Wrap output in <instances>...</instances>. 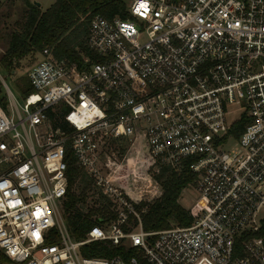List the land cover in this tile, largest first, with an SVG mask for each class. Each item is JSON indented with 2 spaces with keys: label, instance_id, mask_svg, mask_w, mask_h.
Instances as JSON below:
<instances>
[{
  "label": "built area",
  "instance_id": "1",
  "mask_svg": "<svg viewBox=\"0 0 264 264\" xmlns=\"http://www.w3.org/2000/svg\"><path fill=\"white\" fill-rule=\"evenodd\" d=\"M128 11L94 15L77 59L43 47L22 101L0 73V250L8 264H264V0H131ZM58 117L72 130L56 129ZM119 140L138 149L143 177L190 159L201 204L190 225L144 230L127 194L97 176L121 157ZM69 142L118 211L81 240L62 214ZM149 158L159 163L150 172ZM129 213L136 226L125 231ZM92 241L133 251L86 256Z\"/></svg>",
  "mask_w": 264,
  "mask_h": 264
},
{
  "label": "trees",
  "instance_id": "2",
  "mask_svg": "<svg viewBox=\"0 0 264 264\" xmlns=\"http://www.w3.org/2000/svg\"><path fill=\"white\" fill-rule=\"evenodd\" d=\"M14 2L15 0H11ZM23 9L11 24L4 25V32H0V71L6 75L15 74L22 67V60L30 58L34 62L43 47H50L56 57H70L77 59L78 51L86 49V38L90 19L100 14L106 18L129 17L128 4L125 0H53L46 8L37 5L34 0H20ZM1 5V1H0ZM6 13L4 17H9ZM6 23L5 21L3 22ZM10 25V26H9ZM29 64V65H30ZM23 87L20 90L28 93L32 90L26 83V76L17 78ZM5 97L0 88V104L4 105ZM247 119L244 115L238 118L229 129V135L237 137L243 130ZM54 127L58 130L72 129L62 117L54 120ZM120 155L128 149L126 140H119ZM127 147V148H126ZM67 192L62 204V214L67 229L75 240H81L86 232L100 219L114 218L117 210L111 208V202L101 191L96 192L94 179L80 167L72 157L70 142L67 143ZM190 159H185L179 170L148 159L147 168L152 170L155 164L159 171L151 175L161 188V193L153 200L133 202L144 230H160L173 225L187 226L199 214L201 204L194 203L185 207L179 200L181 192L192 188L196 175L189 168ZM97 194L95 203L85 207L89 194ZM126 195V194H125ZM130 200L129 196H126ZM93 216V218H91ZM129 224H123L127 231L136 226V217L128 214ZM52 233L56 236L54 229ZM112 247L99 241H92L82 247L86 256L111 257L116 254L128 256L133 249L128 246ZM8 257L0 250V264H8Z\"/></svg>",
  "mask_w": 264,
  "mask_h": 264
},
{
  "label": "rangeland",
  "instance_id": "3",
  "mask_svg": "<svg viewBox=\"0 0 264 264\" xmlns=\"http://www.w3.org/2000/svg\"><path fill=\"white\" fill-rule=\"evenodd\" d=\"M0 32H4L6 29H4V25L11 24V22L17 18L23 9V3L20 0H15L12 2L11 0H0ZM39 1L40 6L44 9L50 3L53 2V0H34ZM128 4L131 0H125ZM6 13H9V17H4ZM6 22L5 24L3 22ZM10 26V25H9ZM1 41V38H0ZM31 62L30 58H25L22 60L21 64L22 67L17 69L15 74L6 75L3 71H0L1 75L5 78L6 83L12 90L14 96L17 100L22 101V94L20 90L21 81H18L17 78L21 76H26V68L29 66ZM240 108L234 107L232 111L228 114V118L230 120H234L239 115ZM118 145V143H116ZM119 146V145H118ZM237 147V139L236 138H229L225 144L226 150H232ZM114 148L116 151H120L119 147L115 145ZM127 148V147H126ZM131 152H124L119 157V160L115 163H111L110 168L105 166L103 163H100L98 165L99 167V173L97 176L103 177V182L106 184H110L113 186L118 187L119 189L124 191V186L129 189L131 192V198L130 201L132 203L134 202V199L136 201L140 200H153L156 197H158L161 193V188L159 185L155 182V180L149 179V177H143L141 174V167L139 165V162L135 160V154L137 153V148L135 146L131 147ZM134 150V151H133ZM120 153V152H119ZM84 171L90 175L94 179V183L96 185V192L101 191L103 194V190L106 189V185L103 183L98 184L97 179L89 174L85 169ZM150 172V171H149ZM107 179L108 181H104ZM123 186V187H122ZM109 192V191H108ZM106 195V194H104ZM97 194L90 193L87 200L85 207H89L90 205H93L95 203ZM107 197V196H106ZM133 197V199H132ZM197 199V195L195 194L193 188H187L186 190L181 192V195L179 197L180 202L185 206L189 207L191 206ZM129 200V199H128ZM259 217H264V208L261 209L259 213ZM93 218V216L91 217Z\"/></svg>",
  "mask_w": 264,
  "mask_h": 264
},
{
  "label": "crops",
  "instance_id": "4",
  "mask_svg": "<svg viewBox=\"0 0 264 264\" xmlns=\"http://www.w3.org/2000/svg\"><path fill=\"white\" fill-rule=\"evenodd\" d=\"M149 179H152V178L149 177ZM152 180H153V179H152ZM124 192H125V194H127L128 196H131V192L129 191L128 188L124 187ZM132 198H133V197H132Z\"/></svg>",
  "mask_w": 264,
  "mask_h": 264
},
{
  "label": "water",
  "instance_id": "5",
  "mask_svg": "<svg viewBox=\"0 0 264 264\" xmlns=\"http://www.w3.org/2000/svg\"><path fill=\"white\" fill-rule=\"evenodd\" d=\"M35 3H36L37 5H40V2H39V1H35Z\"/></svg>",
  "mask_w": 264,
  "mask_h": 264
},
{
  "label": "snow or ice",
  "instance_id": "6",
  "mask_svg": "<svg viewBox=\"0 0 264 264\" xmlns=\"http://www.w3.org/2000/svg\"><path fill=\"white\" fill-rule=\"evenodd\" d=\"M140 7H145V5L144 4H141Z\"/></svg>",
  "mask_w": 264,
  "mask_h": 264
}]
</instances>
